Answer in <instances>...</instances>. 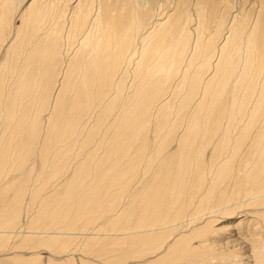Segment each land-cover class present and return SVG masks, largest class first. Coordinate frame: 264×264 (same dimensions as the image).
I'll list each match as a JSON object with an SVG mask.
<instances>
[{
    "label": "bare ground",
    "instance_id": "1",
    "mask_svg": "<svg viewBox=\"0 0 264 264\" xmlns=\"http://www.w3.org/2000/svg\"><path fill=\"white\" fill-rule=\"evenodd\" d=\"M35 1L14 24L0 0V50L14 34L0 57V264H264V10L251 20L227 0L210 27L199 11L138 36L147 5L120 22L78 0L64 36ZM65 40L79 47L48 108ZM81 136L105 151L70 172ZM230 215L250 232L219 243Z\"/></svg>",
    "mask_w": 264,
    "mask_h": 264
},
{
    "label": "rangeland",
    "instance_id": "2",
    "mask_svg": "<svg viewBox=\"0 0 264 264\" xmlns=\"http://www.w3.org/2000/svg\"><path fill=\"white\" fill-rule=\"evenodd\" d=\"M65 1L66 0H37V1H35V4H34L33 8H38V6L39 7L40 6H44L43 8H46V10H47V11H44V13L45 12L46 13L49 12V13H47L49 15H47L46 13L45 14L43 13V15L44 16H46V15L48 16V17L47 16L46 17L48 18L47 20H49L48 21L49 24L54 23L56 21L57 15L60 13L61 21L66 26V29H65V32H64V36H67L71 15L73 14V11L75 9V6L77 5L78 0H71V1H68V2L67 1L65 2ZM231 1H232V6L230 7L231 8L230 13L232 12L233 15H240L241 12L250 13V11H252L251 15H253V17L251 18V20H255L256 19L255 17H257V14L259 13L258 11L264 10V0H231ZM32 2H33V0H12V4L15 7H18V12L16 13V16H15V19H14V24L15 23L19 24V22H20L19 18L21 16L22 12ZM134 2H135V0H93V3H94L93 15H95V12H96V15H97V14H99L102 11L101 13H102V16L104 15L103 16L104 20H108L111 17H116L120 22L121 21H125V20H130L135 15V11L132 9V7H133L132 4ZM145 2H147V4H145ZM82 3H84V6L87 4V2L85 0ZM100 3H102V4H100ZM226 3H227V0H211L210 3H207V0H147V1L146 0H141V1L138 0V2L136 1L134 3V5L137 4V5H135V7H137V8L138 7H142V4H144V6H146V5L148 6V11H149L147 16L144 17V24L145 25L143 24V27L145 26L144 27L145 29L141 33H139L138 36L140 34H141L140 36H142L143 32L146 33V34L150 33L149 31L151 29H152L151 32L154 31V28L156 30V28H158V25H159L158 23L165 22L168 19H169V21L173 22V24H172L173 27L172 28H176L180 24V19L182 20V23H183V20H186V18L188 17L187 16L188 13H189L190 17L193 16L194 18H196L197 17L196 14L199 11H201V12L204 11L205 15L207 16V19L209 20L208 21V25L210 27V25H213V23L216 20L215 18H212V17H216V16H218V14L221 15L223 13L222 12L223 9L226 7ZM188 9H189V11H188ZM209 11H210V13H209ZM208 15H209V17H208ZM262 15H263V13H262ZM50 20H51V22H50ZM177 20H179V21H177ZM153 24L155 26H153ZM175 24H177V26H175ZM149 26H150V28H149ZM12 27L14 29V25ZM10 35L11 36H10L9 40L4 43V45L2 46V48L0 50V57L2 55L4 56V54H5L6 50L8 49L9 45H11V43H9V41L12 38V36L14 35L13 32ZM147 41L148 40H146V43H151L152 42V41L151 42L150 41L147 42ZM140 43H141V41H138V44L136 45V46H138V49L136 50V54H138L140 52V50L143 49V46H142L143 44L142 43L140 44ZM78 44H79V42H76L74 44L73 43L68 44L66 42V40L62 43L61 51H62L63 58H64V65L62 66L61 74H60L59 81L57 83L56 89L54 91H51L50 104H49L48 108H52L54 103H55V101H56L58 92H59V90L62 87L61 83H62V80H63L64 72L67 70V63H68L69 59L71 57H73L74 52L76 51L77 47H79ZM138 55H136V56H138ZM132 69L135 70L133 65L129 67V71H131V73L130 72L127 73V78H128L127 81L130 84L132 83V80L134 79V73H135V71H133ZM50 112L51 111H48V113H47V111L43 112V120L41 122V123H43V124H41V127L43 125L42 128L48 126V122L46 121V118H47L46 116H48ZM188 116H189V114L187 115V117L186 116L185 117L189 118ZM174 121L175 120L173 118V120L171 121V123L173 125H175L173 123ZM115 132L117 133V131L113 127H110L109 129H107L106 132L104 131V134L107 137L106 140L108 141V145H105L106 149H107V147H111L110 144H113L116 140H118V138H116V133ZM79 138H80L79 142L78 141L76 142L77 143L76 144L77 148H76L75 145H72V150L68 152L69 154L68 153L66 154L67 157L69 156L68 157L69 159L66 158L65 156L63 157V162L65 161V166H67V168L70 166L67 169L70 172H71V170L74 169L75 166L78 165V163L83 162V160L85 158L86 159L89 158L90 155L94 156L96 154L95 153L96 151L99 153L97 155L98 157L103 156L102 154H104V151H105V147L102 146L97 141L93 142L94 143L93 146H92V144H93L92 142H91V144H88V145L85 146L84 144L82 145V142H84L83 136H81ZM112 138H114V139L112 140ZM97 145H99V147ZM82 146H85V147H82ZM89 146H90V148H89ZM75 151H76V153H75ZM34 153H36L35 157H34V155H35ZM39 154H40V152L37 151L36 145L33 144V150L30 152L31 157L33 156L34 160L35 159L39 160L38 159V158H40ZM70 154H71V156H70ZM74 154H75V156H74ZM80 154L81 155L83 154V157ZM85 155H89V156L84 157ZM77 156H78V158H77ZM10 159H12L14 161V163L18 164L19 167L21 168V162H19V159H13L11 157H10ZM24 172H29V171H24ZM71 176H74V178H75L74 173H72ZM66 177H69V175L67 174ZM62 178L63 179L61 181L64 180V177H62ZM92 178L93 177L91 175L88 179L90 180ZM223 188L225 190H227L225 185H223ZM230 217H233V218H230ZM243 219H245L244 215H241L239 217H235V216L230 215V216H228V218L218 220L217 223H216V227L219 230L220 234H219V236H214V237H216L215 241L220 243V242H223L224 240H227L228 237L231 236L232 232H233V234H235L236 232H239V233L236 234V238H239V237L247 238L248 232H250V231H248V229L251 228L252 224H250V222H249L250 218H246L245 220H243ZM249 253H251V252L249 250H247V247H246V251L242 250V255H247ZM44 255L46 256L47 253H45ZM10 256H13V255L11 254ZM24 256L25 257H30V256L32 257V254H30V255L24 254ZM66 257L67 256H65V255L54 254V258L53 259H51V258L44 259L43 264H63L60 261L63 260V258H66ZM245 262H247L246 258H245ZM212 264H216V263H212Z\"/></svg>",
    "mask_w": 264,
    "mask_h": 264
}]
</instances>
